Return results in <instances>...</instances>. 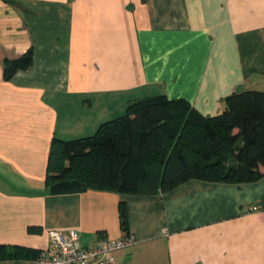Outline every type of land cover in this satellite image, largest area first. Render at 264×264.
I'll return each mask as SVG.
<instances>
[{"label": "crops", "instance_id": "obj_1", "mask_svg": "<svg viewBox=\"0 0 264 264\" xmlns=\"http://www.w3.org/2000/svg\"><path fill=\"white\" fill-rule=\"evenodd\" d=\"M29 49L31 66L5 79L3 60ZM248 89L264 90V0H0V244L43 250L49 229L88 247L130 233L111 264H264V176L143 194L45 186L51 141L94 134L131 100L182 98L212 116Z\"/></svg>", "mask_w": 264, "mask_h": 264}, {"label": "trees", "instance_id": "obj_2", "mask_svg": "<svg viewBox=\"0 0 264 264\" xmlns=\"http://www.w3.org/2000/svg\"><path fill=\"white\" fill-rule=\"evenodd\" d=\"M32 64V50L3 60V75ZM264 90L233 92L221 113L204 116L182 98L140 97L94 134L53 139L45 186L51 193L107 190L123 194L165 192L188 179L244 183L264 176ZM120 224L129 230L126 205ZM40 227L28 226V232ZM41 250L0 244V259L37 258Z\"/></svg>", "mask_w": 264, "mask_h": 264}, {"label": "built area", "instance_id": "obj_3", "mask_svg": "<svg viewBox=\"0 0 264 264\" xmlns=\"http://www.w3.org/2000/svg\"><path fill=\"white\" fill-rule=\"evenodd\" d=\"M47 246L37 256L39 264H111V253L130 245L134 238H101L93 246H82L75 230L49 229Z\"/></svg>", "mask_w": 264, "mask_h": 264}]
</instances>
